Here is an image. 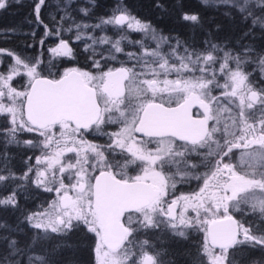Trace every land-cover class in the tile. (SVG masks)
Listing matches in <instances>:
<instances>
[{"label": "snow or ice", "instance_id": "6c2138e0", "mask_svg": "<svg viewBox=\"0 0 264 264\" xmlns=\"http://www.w3.org/2000/svg\"><path fill=\"white\" fill-rule=\"evenodd\" d=\"M89 3L96 6L95 0ZM44 4L38 0L34 12L44 35L58 39L48 49L54 58L74 55L63 38L73 28L77 40L84 29L103 31L106 25L120 37L90 36L85 51L91 50L87 59L95 71L70 67L58 78L44 74L39 56L33 61L0 48L12 61L0 71V118L6 121L0 136L6 148L21 143L20 135L34 134L23 143L41 153L34 165L31 157L25 161L20 176L10 171L7 152L0 153L2 171L8 173L0 174V181H27L56 193L45 210L34 212L21 210L16 199L23 183L0 198V206L21 211L16 232L23 233L26 223L32 233L23 242L0 234V264H59L58 254L72 248L68 237L81 230L95 238V264H177L164 259L168 252L157 250L151 234L187 240L194 231L203 239L189 253L191 264H245V249L261 253L252 264H264V49L242 43L257 29L264 39V0H217L242 26L241 43L215 42L208 32L201 47L165 35L119 4L95 25L77 23L65 5L62 23L53 29L40 19ZM8 6V0H0V9ZM175 9L182 21L200 23L199 14L184 11L180 0ZM78 11L89 17L92 8ZM125 26L142 39L131 40ZM122 42L139 51L125 53L120 67H106L117 60L116 53H124ZM97 44L111 45L107 56L100 52L95 59ZM253 65L259 82L247 71ZM21 76L27 81L18 90L13 82ZM117 124V131L103 132ZM91 131L107 135L111 143L85 140ZM129 170L138 171L129 175ZM194 173L203 181L199 190L176 196L177 184ZM234 214L254 220L246 226Z\"/></svg>", "mask_w": 264, "mask_h": 264}, {"label": "trees", "instance_id": "16d2710c", "mask_svg": "<svg viewBox=\"0 0 264 264\" xmlns=\"http://www.w3.org/2000/svg\"><path fill=\"white\" fill-rule=\"evenodd\" d=\"M8 2L10 6L5 9H0V48L11 50L33 61L39 56L45 75H48L49 72L58 75L63 68L69 66L84 69L92 66L91 61L87 59L92 52L91 50L85 51V43L92 44V39L89 38L90 36L97 38L108 36L114 41L120 37V33L112 25H106L103 31L99 29L95 31L84 29L82 40H77L75 38L76 30L73 28L71 31L64 32L63 38L70 42V46L74 50V55L72 57L54 58L48 49L54 46L58 42V39L56 36H45L43 24L37 22L34 5L38 0H8ZM180 2L183 5L184 11L199 14L201 18L199 24L185 22L179 19L180 13L175 9L176 0H95V7L89 3V0H45V4L41 7L40 19L43 20L44 24L49 25L50 28H58L62 23L60 17L65 14V5H68L70 15L77 23L95 25L101 17L106 18L111 15L113 9L119 4L127 6L132 15L142 21L151 22L155 28L162 30L165 35L171 34L178 36L181 40L194 43L196 47L202 46V42L208 32L213 33L215 42L222 44L230 43L231 45L239 46L243 35V31L241 30L242 26L238 23V20H234L231 16L225 15L228 11L225 6H217V2L204 4L199 0H180ZM157 3L163 4L164 8H157ZM80 7H91V15L84 17L78 11ZM53 17H55V22L53 21ZM69 23H64L63 27L68 28ZM217 25L220 26L219 30L216 28ZM246 30L244 29V31ZM128 35L131 40H140L143 36L139 32H130ZM260 35L261 32L257 29L252 36L243 39L242 43L255 47L259 52L264 49L263 43L259 40ZM41 38L46 42L41 44ZM121 46L124 48V53H116L117 60H109L106 67L121 66V62L126 60L125 53L139 51L138 47L127 44V42H122ZM94 47L98 53L95 59H100L99 53L102 52L107 56L108 49L111 45L97 44ZM152 47H155V45L152 44ZM164 51H167V49L165 48ZM0 56L3 61V64H0V71H5L7 66L12 63L11 58L7 57L6 54H0ZM128 66H131V64ZM247 71L253 73L254 80L260 81L259 70L255 65L248 67ZM170 78L175 79V76L173 75ZM221 83H223L222 80ZM24 84L25 81L22 76L14 78L13 86L17 89L22 90ZM214 94L219 95L218 92ZM5 126L6 121L0 118V128ZM33 138L34 134H22L19 137L21 143L9 144L5 148L4 138L0 136V153L7 152L9 157L7 162L8 167L17 176L22 175L26 171L28 165L25 164V161L29 157H31V164L34 165L35 157L40 155L38 150L23 143V140ZM3 168L4 161L0 158V174L8 175L7 172L2 171ZM30 176L34 178V173H30ZM19 183L24 184L22 189H18L19 195L16 197L21 210L34 212L43 211L47 208L48 202L52 199L53 194L44 191V189L37 188L35 184L27 181L21 182L17 180L15 183L11 180L7 182L0 181V198L7 196ZM190 214L192 213L190 212ZM20 218H22L21 211L14 210L10 206L7 208L0 206V224L10 226L7 229H0V234L8 235L10 239H18L21 242L30 237L32 234L31 229L28 228L26 223L23 225V233L16 232L17 220ZM235 218L241 220V222H245L246 226L247 222L254 220L252 216L235 215ZM140 238L145 239L147 237L141 236ZM151 239L159 245L157 250L163 248L168 252V255L164 257L166 261L175 259L177 264H191V256L189 253L194 254L196 252L195 246L203 239V235L200 232L194 231L191 233L189 239L181 240L171 237L170 234L155 232L151 234ZM68 240L72 244V248L64 249L58 254L56 259L59 261V264H69L70 260L75 261L76 264H95V256L92 251L95 238L92 234H86L81 230L72 233L68 237ZM21 246H23V243H21ZM239 255L241 254H238V259ZM242 255L246 258L245 264H252L253 260L260 258L261 253L256 250L245 249Z\"/></svg>", "mask_w": 264, "mask_h": 264}, {"label": "flooded vegetation", "instance_id": "af4514ba", "mask_svg": "<svg viewBox=\"0 0 264 264\" xmlns=\"http://www.w3.org/2000/svg\"><path fill=\"white\" fill-rule=\"evenodd\" d=\"M70 67H72V66L63 68L60 71V73H62L65 69L70 68ZM114 67H120V66H114ZM88 70L95 71L94 69H92V66L88 67ZM55 78H58V75H56ZM120 126L121 125H118V124L106 126L103 128V132H105V133L115 132L118 130V128ZM84 139L89 141V142L95 143L97 145H108L111 143V141L109 140L107 135H101L95 131L86 132L84 135ZM66 156L71 157V162H75V154L69 153V154H66ZM116 158L121 159L119 155H117ZM68 162H70V161L67 159L64 161V163H68ZM225 162H229V161H225ZM205 170L206 169L201 167L199 169V172L203 173ZM137 171L138 170H135V171L129 170L128 174L129 175H135L137 173ZM57 175H59L58 172H57ZM194 177H195V173H194L193 177L186 178L183 183L177 184V188L175 191H177V192L179 191L180 194H182V193L183 194H189V193L198 191L199 187L201 186L202 180L197 181ZM67 182H68L67 179H65V183H67Z\"/></svg>", "mask_w": 264, "mask_h": 264}, {"label": "rangeland", "instance_id": "374dc122", "mask_svg": "<svg viewBox=\"0 0 264 264\" xmlns=\"http://www.w3.org/2000/svg\"><path fill=\"white\" fill-rule=\"evenodd\" d=\"M199 1H201V0H199ZM208 2H217V0H208ZM125 30L127 31V33H130V32H133L132 30H128V29H126V26H125ZM259 40H260V42H262L263 43V46H264V39H262L261 38V35L259 36ZM58 43V42H57ZM0 60H1V56H0ZM82 69H84V68H82ZM85 70H88V69H85ZM22 78L24 79V81L26 82L27 81V77L26 76H22ZM19 90V89H18ZM26 140V139H25ZM24 141V140H23ZM39 153H40V151H39ZM40 155H41V153H40ZM236 156L238 157L239 156V152H237L236 153ZM202 183H203V181H202ZM202 183H201V185H202ZM41 189H43V188H41ZM52 194H53V197H52V199L50 200V201H52L55 197H56V193L53 191V192H51ZM175 194H176V196H179L180 195V193H179V191L177 192H175ZM49 201V202H50ZM95 256V255H94Z\"/></svg>", "mask_w": 264, "mask_h": 264}]
</instances>
